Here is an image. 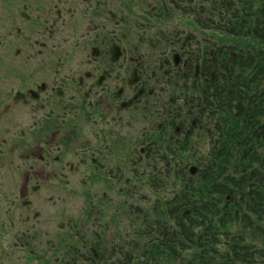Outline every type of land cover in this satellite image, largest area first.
Instances as JSON below:
<instances>
[{
  "label": "flooded vegetation",
  "instance_id": "flooded-vegetation-1",
  "mask_svg": "<svg viewBox=\"0 0 264 264\" xmlns=\"http://www.w3.org/2000/svg\"><path fill=\"white\" fill-rule=\"evenodd\" d=\"M203 1L194 5L190 0L193 11L189 13L196 17L188 19L192 24L180 22L169 30H145L141 35L134 30L138 13L142 20L147 12L169 20L178 1L159 0L154 6L147 0H66L64 6L57 1L44 12L56 17L51 32L58 30V24L67 27V51L38 38L30 40L18 26L31 51L24 60L30 66L26 70L11 64L23 45L13 51L10 42L4 43L0 264H141L139 256L134 260V252L142 249L147 250L142 255L148 264H202V237L208 228H204L201 203L196 207L195 229L166 223L168 214L178 216L173 206L181 210L184 220L192 215L191 209H185L188 201L177 197L167 213L145 212L134 219L137 229H130L134 242L123 243L122 213L117 212L122 206L111 204L109 191L122 188L123 175L133 179L132 188L137 186L130 165L138 153L144 158L177 156L194 132L209 142L208 151L216 156L234 145L225 142L227 123L233 118L223 115L227 108L235 111L237 52L234 42L219 37V21L210 26L200 22ZM216 7L214 12H220L221 7ZM187 8H182L184 18ZM20 16L25 21L34 19L23 10ZM75 50L86 54L67 58ZM27 70H31L28 75ZM22 106L27 115L21 113ZM135 119L146 121L140 135L134 134ZM124 125L133 128L129 140H124ZM83 136V143L74 149L76 138ZM184 168L175 169L182 187L187 184L185 172L181 174ZM76 173H85L84 188H104L105 206L100 208L99 202L98 208H90L82 222L58 196V189L74 188ZM159 208L163 209L161 204ZM153 220L157 223L150 225ZM162 232L166 240L154 237ZM194 232L199 245L193 255L189 252Z\"/></svg>",
  "mask_w": 264,
  "mask_h": 264
},
{
  "label": "rangeland",
  "instance_id": "rangeland-1",
  "mask_svg": "<svg viewBox=\"0 0 264 264\" xmlns=\"http://www.w3.org/2000/svg\"><path fill=\"white\" fill-rule=\"evenodd\" d=\"M57 1H60V4H62L63 6L66 2V0H0V58H3L2 55L5 52L4 43L10 42L12 44L13 51L15 50V48L23 45L22 53L20 55L21 58L20 56L17 55L12 56L13 58L11 60L12 68L14 69L17 68V70L20 69L26 70L27 68L30 67L28 62L26 64H24V62L27 60V56L31 51L27 45V42L19 35L20 30L18 32L17 30L18 26H21L22 28L21 32L24 29V34L27 33V36L30 40H32V38H38L40 41H47L50 46L55 45L57 48H60L59 49L60 52L67 51V47L69 46V43H67V41H69L68 40L69 38L67 37V33H66V31H68L67 27H60V25L58 24L57 25L58 30L51 32L50 25L53 23L54 20L56 21V17L54 16V14H45L44 12L46 9L51 8L52 4L56 3ZM147 1L151 2L150 3L151 6H154L159 3V0H147ZM177 1H178V6L175 8V12L172 11L170 13L172 19L162 20V18L156 17L155 13L147 12L144 15V20H142L140 18L141 13H138L139 17L136 21V26H134V30H138L139 35H141L142 32L143 34H146L145 30H148L150 32L156 29L169 30L170 26H173L180 22L185 23L186 21L187 24H192L190 21H188V19L192 18L191 20H193L194 16L189 13V11H193V10L192 7H188V6L191 3L194 5H200V2H202L203 0H191L192 1L191 3L190 0H177ZM177 1L175 0V2ZM213 1L215 0L203 1L205 9L203 15L201 14L199 20L200 22L202 21L207 26H210L211 23H215V20L216 21L222 20L224 22L225 14H227L229 10L227 6H222L220 12L215 13L212 8L214 6H217L218 2L212 4ZM223 1H225V5H228V3L231 4V1L232 2L236 1V4L239 3L238 0H223ZM182 8L188 9L187 18H184V12L182 11ZM22 10L25 11L27 14H30V16L36 20L34 19L30 21L23 20V18L20 16V11ZM51 10L52 9H50L49 11ZM151 11L153 10L151 9ZM152 14L157 19L151 16ZM213 14L216 15L215 18H213ZM194 19H196V17H194ZM182 28H184V26H182ZM175 29L179 30L180 27H177ZM186 29L184 28V30ZM208 32H211V30ZM50 34H52V36H49ZM222 36L223 35L219 30V37L221 38ZM222 38L228 39L232 42L236 41L240 43L237 45L236 52L239 56L242 57V59L241 61H237V63L239 64L236 65L235 67V79H237L235 83L240 86L236 95V97L238 98L235 102H237V106H239L240 102H238V99H241V97H243L244 100L245 93H244V86L242 85V83H240V78L238 75H240L244 67H246L245 69L248 68V70L244 71L243 73L247 74L245 80L247 81L249 79V70H250L249 63H250L251 50L248 47L249 44L243 43L242 39L240 38H233V36L230 35H226V37L223 36ZM247 41L249 42L250 39ZM201 44L203 45L202 42ZM82 54H86V52L84 50H75L73 51V55L67 58L82 57L81 56ZM4 63H5L4 61L0 60V72L5 69ZM241 65L244 66L242 68H239ZM30 73L31 70H27L26 74L28 75ZM10 78L12 80V75L10 76ZM23 108L24 106L20 108L21 113L27 115L29 111L23 110ZM145 127H146L145 120L135 119L134 134L140 135L141 130ZM132 131L133 128L131 126H125V125L122 126L124 140L130 139L132 135L130 133ZM83 139L84 136L76 138L74 149H77V147L83 143ZM145 142L146 140L139 142V144ZM178 145L179 144H177V147ZM209 147H210L209 142L204 141V139H202L198 133L194 132L193 138L186 142L184 149L181 150V154L178 153L179 151L176 152L175 155L177 156L161 157L160 155L155 154V156L150 155L148 156V158H144L141 155V153H138V156L134 158L135 160L134 163L132 162L130 165L131 168H134V182H137V186L132 188L133 179H129L128 177L123 175V179H121V183L123 184L122 188H115V189L113 188L109 191V195L112 196L111 204L114 205L115 203L118 204L120 203L122 206V210L121 211L117 210V212L122 213L121 235H122L123 243H126L128 241H133L132 239H134V234L130 232V229L131 228L137 229V223H136L137 221L134 222V219L137 218L138 220L140 214L145 212L157 213V211L163 214L167 213L168 212L167 207L172 204L173 200L174 201L177 200V197H179V195L181 194L180 189L182 187L181 185L182 181H180V178L178 176L179 172H176L175 169L178 170L180 168L185 167L184 169H182L183 171L181 172V174L185 172V180L183 182H187L188 175L194 176L193 179L194 182L198 183L201 181L200 171L202 168L210 164V157L213 156V154L209 153L208 151ZM244 149H246L244 148V146L240 147L239 152H242ZM195 150H200L202 152L201 156L195 155L194 154ZM256 150L258 151L260 157H264V143H262L261 145L257 144ZM122 159L125 160L124 156ZM144 161L145 163L143 164V166L140 165ZM247 162H248L247 164L250 165L251 167H260L261 169L264 167V164L261 165V163L258 162L257 160L250 162V160L248 159ZM179 163L181 167L179 166ZM191 166L197 168L196 172L193 175L189 173V168ZM232 170L233 169H231V171ZM155 179L156 180L159 179L160 181V184L158 186H155ZM81 181H82V186L81 188H78V184H80ZM73 183H74V188L69 187L66 189H58V196L64 199L65 204L70 205L74 208L73 212L74 214H76L74 215L75 218H80V222H82L83 217L86 215V212L90 208L94 206L98 208L99 202H100V208L102 207V205H104L105 201L102 204V197H101L102 190L104 188H84L85 186H87V183L85 182V173L84 175L82 173H78V174L76 173L75 179H73ZM247 184H253L255 186H257L258 184L262 185L261 193H258L259 196H256L254 198L251 197L252 194H255V191L249 190L248 194L245 193V197H246L245 199L238 200L241 201L242 204L240 209L246 212L247 221L253 227L252 228L251 226H249L250 229L246 228V230L249 231H245L244 233V235L245 236L248 235L249 239L251 240L253 238V236H250L252 232H256V234L262 232L264 234V180L262 182H247ZM227 185H231V184L227 183ZM2 187L3 184L1 185L0 191H2ZM229 197H230L229 195H226V198L224 196V198L220 201L221 205H223V203L230 200ZM253 202L257 205L256 207H259L261 209V212L253 209V204H252ZM160 204L162 205L163 209L159 208ZM112 208L117 209V205L116 207H112ZM131 208L134 209V212H132ZM154 208L155 209L157 208L156 209L157 211ZM185 209H189V210L191 209L190 211L193 214V209H195V207L191 206ZM173 210L175 212V215L179 212L178 216H172L168 214V220L166 221V223L168 224L172 223L174 225L178 223L177 224L178 228L181 227L182 224L183 227L186 229L189 226H193L192 229H195V225L198 224V220L194 221L196 217H193L192 215L191 216L187 215L186 216L187 220H184L181 217V212H180L181 210H178L175 206H173ZM94 211H97V209H94ZM126 212H130V213L128 215H125ZM196 216H198V212ZM166 217L167 215L164 216V218ZM192 218L193 220H190ZM241 221L242 220H239L238 217H236L233 219V222H230L229 224H231L232 226L234 225L237 228L236 225L242 223ZM155 223L157 222L154 220L152 222L150 221V225H155ZM216 223H217L216 224L217 227L222 225V222H220V220L216 221ZM77 227H78V223L76 224V228ZM94 228H98V227L96 226ZM251 228L253 230H251ZM218 231H219L218 228L216 229L215 227L213 230L208 231V233L212 232L213 235L204 233L209 236L206 237L205 235H203L202 237V245H203L202 264L205 262L206 264H228L230 262L227 253L228 246L230 248L231 245L229 244L231 243V241L236 243L238 240H240V237L236 239L231 236L223 235V233H218ZM186 232H188V230H186ZM196 234L198 236V233L194 232L193 241L191 242V251L189 252V254L193 252V255L195 254L194 251L197 249L196 247L199 245V242H195L194 239L196 237ZM239 234L240 233H236L237 236ZM154 237L162 238L164 240L167 239L166 235H164V232H162L161 234H156ZM253 240L254 242H256V244L259 243L261 244V248H260L261 252L260 253L258 252V254H254V253L252 254L253 258L255 259V262L254 263L251 262L250 264H264V238L255 237ZM237 248H239L240 251H242L238 245ZM145 251L147 250L142 249L141 252L135 251L134 260L136 259L137 256H139L138 258L139 262H142L141 264H145L148 260L146 256L142 255V253ZM140 257H142L143 259H141ZM155 264H163V263H155Z\"/></svg>",
  "mask_w": 264,
  "mask_h": 264
},
{
  "label": "trees",
  "instance_id": "trees-1",
  "mask_svg": "<svg viewBox=\"0 0 264 264\" xmlns=\"http://www.w3.org/2000/svg\"><path fill=\"white\" fill-rule=\"evenodd\" d=\"M215 2H218V9L219 6L229 8L224 22L222 20L218 22L217 27L221 34L225 37L230 35L233 38H240L243 43L249 44L248 47L251 50L249 79L245 80L247 74L243 72L247 71L248 68L245 69L246 67H244L241 74L238 75L240 83L244 86V100L243 97L238 99L240 104L239 106L235 104L234 112L230 111L231 108L224 110L226 115H223V117L233 118V120L228 121L227 126L230 129L226 130L225 133V142L230 143L231 141L234 144L233 147L231 150L225 149L226 152L210 157V164L200 171V182H194V176L188 175L187 184L181 187L179 198L186 199L188 202L187 204L185 202V204L188 207H195L193 217H196L198 212L196 207L201 203V215L204 219V228H208L207 231L216 227L219 230L218 233L236 239L240 237V240L236 243L231 241L230 248L228 246L227 253L230 260L228 264H250L255 262L252 254L261 252V244H256L253 239L255 237L264 238V234L262 232L259 234L252 232L250 234V236H253L251 240L248 235H244L245 231H249L246 228L250 229L249 226L251 225L247 221L246 212L240 209L242 204L238 200L245 199V193L248 194L249 190L255 191V194L251 193V197L259 196L258 193H261L262 185L255 186L247 184V182H262L264 180V167L261 169L247 164L248 159L250 162L257 160L261 165L264 164V157H260L256 150L257 144L264 143V0H238L239 3L237 4L236 1H231L229 6L225 5L223 0H215L212 4ZM217 7L214 9H217ZM249 39L251 42L247 41ZM238 44L240 43L234 42V51H236ZM241 59L242 57L236 54L235 65H238L237 61H241ZM243 66L241 65L239 68ZM236 86L240 87L238 84ZM242 146L246 149L239 152ZM231 169L233 170L231 171ZM227 183L231 185H227ZM159 184V179H155V186ZM226 195L230 196L231 201L228 200L221 205L220 201L224 196L226 198ZM252 204L254 210L261 212V209L256 207L257 205L254 202ZM236 217L242 220V223L236 225L237 228L229 224ZM218 220L222 222V225L217 227L216 221ZM252 228L251 230H253ZM236 233L240 234L237 236ZM208 234L213 235L212 232ZM185 235L189 237L188 232ZM203 235L209 236L207 234ZM237 245L244 252L240 251ZM203 264H206V262Z\"/></svg>",
  "mask_w": 264,
  "mask_h": 264
},
{
  "label": "water",
  "instance_id": "water-1",
  "mask_svg": "<svg viewBox=\"0 0 264 264\" xmlns=\"http://www.w3.org/2000/svg\"><path fill=\"white\" fill-rule=\"evenodd\" d=\"M196 167H194V166H191L190 168H189V172L191 173V174H194L195 172H196ZM187 211H189V210H187Z\"/></svg>",
  "mask_w": 264,
  "mask_h": 264
}]
</instances>
